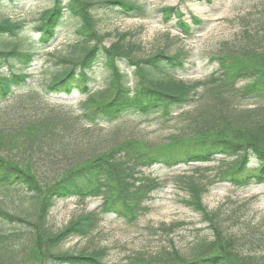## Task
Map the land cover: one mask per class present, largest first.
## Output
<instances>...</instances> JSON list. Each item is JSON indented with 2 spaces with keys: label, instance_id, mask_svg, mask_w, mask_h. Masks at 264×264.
<instances>
[{
  "label": "trees",
  "instance_id": "trees-1",
  "mask_svg": "<svg viewBox=\"0 0 264 264\" xmlns=\"http://www.w3.org/2000/svg\"><path fill=\"white\" fill-rule=\"evenodd\" d=\"M14 1L0 0V9ZM52 1L35 26L39 48L46 49L58 38L66 16L76 21L77 40L69 54L55 58L38 94L69 97L77 92L84 99L74 116L52 110L24 120L0 121V189L23 191L29 200V210L22 214L0 207V264H109L105 248L64 252L61 247L92 236L108 215L137 224L152 193L163 188L145 176L144 171L154 166L172 169L223 157L222 181L238 189L264 184V17L255 34L246 33L242 45L212 58L218 65L215 73L187 86L178 79L185 70L180 53L160 50L139 58L128 46L125 50L104 45L94 12L144 17L142 5L130 0ZM164 12L167 21L178 19L185 35L192 25H202L196 19L186 24L175 8ZM25 26L0 17V104L21 94L24 111L38 104L37 95H22L33 78L37 54L10 43ZM100 68L106 73L102 89L96 78ZM243 105L247 108L240 109ZM133 118L162 130L179 118L184 125L179 123L176 133L156 144L124 123ZM101 125L112 130L105 135L94 130ZM199 182L188 178L182 184L192 197L189 204L211 226L217 243L197 242L190 259L169 251L151 261L130 258L121 264H264V255L257 252L264 241L255 228L226 236L219 215L201 204L207 189ZM68 198L100 199L101 204L97 211L53 231L47 220L49 209L56 200ZM220 241L228 252L225 244L218 245ZM30 258L36 261L30 263Z\"/></svg>",
  "mask_w": 264,
  "mask_h": 264
},
{
  "label": "rangeland",
  "instance_id": "rangeland-1",
  "mask_svg": "<svg viewBox=\"0 0 264 264\" xmlns=\"http://www.w3.org/2000/svg\"><path fill=\"white\" fill-rule=\"evenodd\" d=\"M68 1L63 0L65 4ZM130 1L144 7V17L105 16L99 11L94 12L99 33L104 37V45L107 47L117 45L125 50L128 47L133 48L134 54L139 58H146L160 50L170 54L180 53L184 59L185 70L179 74L178 79L187 86L205 81L215 73L218 65L212 58L230 47L238 48L242 45L246 33L255 34L258 31V24L264 17V0H210V3L207 0ZM52 5V0H15L13 3L5 2L0 9V17L26 24L21 35L10 44L20 45L37 54L31 69L33 78L30 80L29 88L22 95L25 97L37 95L38 98L37 106H26L25 111L24 105L20 104L21 94L11 101L2 102L0 121L10 117L15 121L24 120L25 116L47 115L51 114L52 110L74 116L78 104L84 99L77 92L69 97L54 95L41 97L38 94L44 90L43 87L51 74L49 68L53 66L55 58L69 54L72 51L71 46L77 40L76 21L66 16L55 42L46 49L39 48L35 26L42 13ZM175 6L177 10L183 12L186 24H191L193 19H196L201 21L202 25L193 27L189 35L183 34L175 18L172 17L170 21L165 19L163 11ZM0 46H3L2 43ZM104 73V69L101 68L96 71L97 86L100 89L104 87L103 79L106 76ZM244 108H247V105L240 109ZM179 119H175L164 130L137 118L124 123L135 128L136 133L141 132L142 136L158 144L165 142L170 134L176 133L175 127L177 128L179 123L180 126L188 123L184 117H182L184 124ZM94 130L105 135L112 129L101 125ZM192 132V129H188V133ZM223 160L226 159L218 157L212 163L172 169L154 166L145 170V176L162 183L163 188L152 193L147 202L148 209L137 224L129 225L114 215H108L92 236L71 240L62 246L61 250L80 252L84 249L105 248L107 251L105 260L109 264H121L128 262L130 258L151 261L155 256L169 251L177 252L182 259L192 258L197 252V242L216 239L211 226L204 222L200 213L189 204L192 197L189 189L182 184L188 178L200 181L199 183L206 186L207 190L201 196V204L206 211L219 215L222 223L220 230L226 236L242 229L249 231L255 228L253 231L264 241V184L238 189L222 181L220 174L224 166L220 161ZM100 204V199L56 200L47 214L49 227L53 231L62 230L78 217L97 211ZM0 207L11 214H22L29 210V200L23 191L6 192L0 189ZM222 244H225L224 252H228L226 243L223 241L218 243ZM262 245V249L257 252L264 255V244ZM33 259L27 261L34 263L36 260Z\"/></svg>",
  "mask_w": 264,
  "mask_h": 264
}]
</instances>
